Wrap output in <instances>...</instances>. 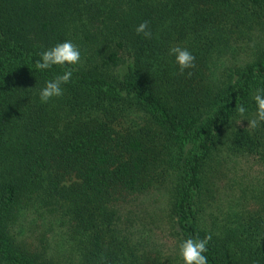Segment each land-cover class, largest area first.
<instances>
[{"label":"trees","instance_id":"trees-1","mask_svg":"<svg viewBox=\"0 0 264 264\" xmlns=\"http://www.w3.org/2000/svg\"><path fill=\"white\" fill-rule=\"evenodd\" d=\"M66 40L79 65L35 68ZM258 88L264 0H0V264H184L208 234V264H264Z\"/></svg>","mask_w":264,"mask_h":264},{"label":"clouds","instance_id":"clouds-1","mask_svg":"<svg viewBox=\"0 0 264 264\" xmlns=\"http://www.w3.org/2000/svg\"><path fill=\"white\" fill-rule=\"evenodd\" d=\"M137 34H143L147 39L152 38V32L147 21H144L136 28ZM169 55L174 57L175 64L179 68L180 74L185 70L195 67V56L187 48L179 45L169 49ZM81 63L80 49L72 41L66 40L40 53V59L36 61L35 68L39 71L52 69L54 66L64 67L65 65H79ZM75 68L65 67L62 74L56 75L53 79L46 82L45 86L39 91L41 103H48L51 99L63 95V85L68 84L73 76ZM191 75V72L188 73ZM257 106L254 118L248 119L247 127L256 129L264 122V88H258L253 97ZM237 113L243 117L247 109L239 104L236 106ZM241 121H238L240 123ZM212 239L211 234L203 239L189 237L183 239L179 244V255L184 264H208V244Z\"/></svg>","mask_w":264,"mask_h":264},{"label":"rangeland","instance_id":"rangeland-1","mask_svg":"<svg viewBox=\"0 0 264 264\" xmlns=\"http://www.w3.org/2000/svg\"><path fill=\"white\" fill-rule=\"evenodd\" d=\"M222 197H224V196H222ZM225 202V201H224ZM134 205V204H133ZM128 206H131V204H129ZM146 207H147V209H146ZM156 208L157 209H155L154 211H156L157 213H156V215H158V213H159V211H158V208H160V209H162V207L159 205V204H156ZM223 209H226L227 208V203L226 204H224V206L222 207ZM132 210H133V213H134V215L133 214H128L127 215V218L129 217V218H131V222H128V226L129 225H133V226H135L133 223H135L138 219H142L141 217L145 214V212H146V210H152L151 208H150V206L149 205H147V206H144V207H139V208H136L135 206H133L132 207ZM154 211H151V213L154 215ZM225 211V210H224ZM137 216L138 218H134V216ZM127 221H129V219H127ZM124 223V222H123ZM136 226H137V224H136Z\"/></svg>","mask_w":264,"mask_h":264}]
</instances>
